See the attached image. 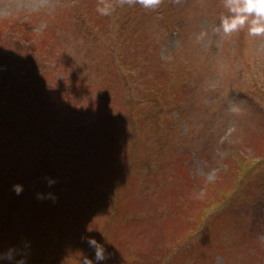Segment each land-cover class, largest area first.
<instances>
[{
    "label": "rangeland",
    "instance_id": "1",
    "mask_svg": "<svg viewBox=\"0 0 264 264\" xmlns=\"http://www.w3.org/2000/svg\"><path fill=\"white\" fill-rule=\"evenodd\" d=\"M108 2L0 0V249L79 264L90 235L102 264H264V37L217 33L223 0Z\"/></svg>",
    "mask_w": 264,
    "mask_h": 264
},
{
    "label": "clouds",
    "instance_id": "2",
    "mask_svg": "<svg viewBox=\"0 0 264 264\" xmlns=\"http://www.w3.org/2000/svg\"><path fill=\"white\" fill-rule=\"evenodd\" d=\"M173 3H180V0H172ZM163 0H118L119 6L125 5L132 7L139 4L145 9L155 10L160 7ZM100 6L97 11L101 15H109L114 10V6L108 0H99ZM223 6L228 14L220 18L219 25L215 31L229 36L234 32H239L245 26L248 29V35L252 37H264V0H223ZM49 188L56 184V180L51 177H45ZM12 191L16 195L22 194L24 187L22 184H13ZM37 200H51L53 203L57 196L52 192L36 193ZM87 246L92 250V255H88L81 250L79 264H102L111 256L103 243L95 237L85 235L81 237ZM30 242L25 240L20 246L9 247L6 251L0 249V262L2 264H27Z\"/></svg>",
    "mask_w": 264,
    "mask_h": 264
},
{
    "label": "trees",
    "instance_id": "3",
    "mask_svg": "<svg viewBox=\"0 0 264 264\" xmlns=\"http://www.w3.org/2000/svg\"><path fill=\"white\" fill-rule=\"evenodd\" d=\"M72 2V1H71ZM72 3H74V4H72L73 6H76V7H78L75 3H76V1H73ZM84 3H88V1H86V2H84ZM73 10V9H72ZM72 10H70V14L71 15H69V14H67L68 16H72V17H74V12L72 11ZM75 18V17H74ZM48 19H50V17H48ZM41 35V33H39L38 34V37ZM62 92H65V90L63 89V91ZM65 96V95H64ZM73 99H74V97L73 98H71L69 101H68V104L67 103H63L62 105L63 106H61V108L63 109V110H65V112L67 113V116L66 117H64V118H62L61 116H59L60 118H58V121H60L61 122V125L63 126H67V124H68V122H71V123H73V127H74V122H75V120H73V119H77V118H79V117H82V116H84L85 115V112L82 110V104L80 105V103H77V102H75V101H73ZM78 106V107H77ZM39 113H41V112H39ZM57 113H58V115L60 114V111L59 110H57ZM55 114L54 113H50V116H51V118L53 119V120H56V115L54 116ZM78 115V116H77ZM77 116V117H76ZM75 117V118H74ZM28 121H30V119H27V120H25L24 121V124L26 123V122H28ZM55 121H53V122H51V123H49V124H44V125H42L41 126V124L38 122H36L37 123V125L36 126H38V127H40L39 129H41V130H45V129H47V128H49L51 125H52V123H54ZM10 124H12V123H10ZM35 128H37V127H35ZM35 130H38V129H35ZM62 131H60V133H65V134H73V133H71L69 130H67V129H61ZM36 146H37V144H35Z\"/></svg>",
    "mask_w": 264,
    "mask_h": 264
}]
</instances>
